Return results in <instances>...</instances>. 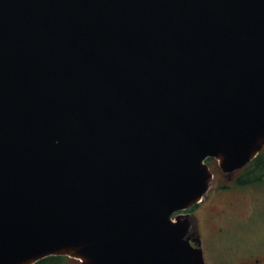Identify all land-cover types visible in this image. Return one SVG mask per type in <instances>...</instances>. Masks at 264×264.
Masks as SVG:
<instances>
[{"label":"water","instance_id":"obj_1","mask_svg":"<svg viewBox=\"0 0 264 264\" xmlns=\"http://www.w3.org/2000/svg\"><path fill=\"white\" fill-rule=\"evenodd\" d=\"M263 152L264 0H0V264H208Z\"/></svg>","mask_w":264,"mask_h":264},{"label":"rangeland","instance_id":"obj_2","mask_svg":"<svg viewBox=\"0 0 264 264\" xmlns=\"http://www.w3.org/2000/svg\"><path fill=\"white\" fill-rule=\"evenodd\" d=\"M215 172L212 186L214 196L210 202L201 204L195 210L204 237L207 251L211 250L212 261L217 263L221 244L233 245L234 248H247L253 253H259L264 248V181L241 185L240 190L225 194H216V190L227 183L225 174L217 161L209 163ZM236 186L240 184L236 183ZM229 232L226 241H219L216 235L219 229ZM209 249V250H208ZM244 259L245 253L240 254ZM48 264H53L48 263ZM59 264H75L73 260L63 258Z\"/></svg>","mask_w":264,"mask_h":264},{"label":"flooded vegetation","instance_id":"obj_3","mask_svg":"<svg viewBox=\"0 0 264 264\" xmlns=\"http://www.w3.org/2000/svg\"><path fill=\"white\" fill-rule=\"evenodd\" d=\"M254 168L255 167H253V169ZM245 169L236 172L233 175L232 179H230L229 176L224 173L225 177L227 179V183L225 185L221 186L220 188H218L216 190V194L219 195V194H225L228 192H232V191H234L233 187H235L237 190H240V189L246 187V186H241V185L238 187L236 186V183L238 184V180L240 179V177L242 175H244L245 173H247L245 171ZM250 176L253 177L254 179H257L259 177V175L256 172L250 173ZM258 182H261V181L255 180L254 182H250L248 184H255ZM213 196H214V193L211 190L209 196L206 197L204 202L201 204H205V202H210L212 200ZM201 204H198V205L200 206ZM198 205L195 206L194 208H192L191 210L184 212L183 214L187 215L189 218L188 220L190 223V231H191V236L193 238V244L195 247H203L208 264H264V248L261 249L259 251V253H253V251H249V249H247V248L238 249V248H234L233 245H225V244H221L224 246H221L219 248L220 254L221 255L223 254V257L219 258L220 260H217V263L213 262L212 261L213 255L211 254V250H210V253H209V251H207V247L205 246V243H204V237H203V234L200 230V224L198 221V216L195 213V210L198 207ZM228 234H229V232H227L226 229L221 228V229H219V232L216 235V239H218L219 241H226V239H227L226 236ZM199 241L202 242V246H200ZM241 253H245L244 259H242V256L240 255ZM51 258H55V259L56 258H58V259L59 258H61V259L66 258V259L73 260L75 262V264H80V262L78 260L67 257V256L46 258V259L38 262L37 264H45L46 261L48 259H51ZM60 260L55 261V262L52 261V263L53 264H59Z\"/></svg>","mask_w":264,"mask_h":264},{"label":"trees","instance_id":"obj_4","mask_svg":"<svg viewBox=\"0 0 264 264\" xmlns=\"http://www.w3.org/2000/svg\"><path fill=\"white\" fill-rule=\"evenodd\" d=\"M215 160L211 159L209 160V163L210 162H213ZM253 167H255L253 169ZM245 171L247 173H245L244 175H242L240 177V179L238 180V184L240 185H247L248 183L250 182H254L255 180L256 181H264V152L254 161L252 162L246 169ZM253 172H256L259 177L257 179H254L253 177L250 176V173H253ZM61 258H51V259H48L46 261L45 264H48V263H51L52 261H58L60 260Z\"/></svg>","mask_w":264,"mask_h":264}]
</instances>
